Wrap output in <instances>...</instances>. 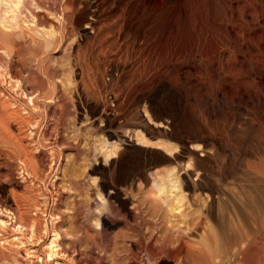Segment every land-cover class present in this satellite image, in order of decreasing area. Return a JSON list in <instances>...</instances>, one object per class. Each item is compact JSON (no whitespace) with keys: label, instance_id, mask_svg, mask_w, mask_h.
I'll list each match as a JSON object with an SVG mask.
<instances>
[{"label":"rangeland","instance_id":"rangeland-1","mask_svg":"<svg viewBox=\"0 0 264 264\" xmlns=\"http://www.w3.org/2000/svg\"><path fill=\"white\" fill-rule=\"evenodd\" d=\"M0 28L49 42L18 74L0 58V264L264 251V0H0ZM189 171L210 190L186 189ZM158 176L179 178L176 213Z\"/></svg>","mask_w":264,"mask_h":264},{"label":"bare ground","instance_id":"bare-ground-1","mask_svg":"<svg viewBox=\"0 0 264 264\" xmlns=\"http://www.w3.org/2000/svg\"><path fill=\"white\" fill-rule=\"evenodd\" d=\"M21 37L22 36L20 34H17L15 32H9V31L5 30V28H0V47L4 49V53L2 55H0V58L5 63L4 64L5 70L10 72V73H14V74H18L17 68L20 66V63L18 61H16V58L22 57L27 51L37 52L38 48L48 47V44H49V42H41L39 40L33 39L32 42H34V45L29 46L28 48H23L22 43H20L18 41V39ZM27 80H28V78L22 79V83H24V85H23L24 87H25ZM29 80H32V78ZM163 88L166 89V86H164ZM29 95H32V93H29ZM114 153H116V149L110 151V154H114ZM177 157H179V156H177ZM149 160L150 161L147 162V164H145V167L148 166L150 169L151 166L153 167V166L159 164L160 157L157 155V157L155 159L151 158ZM157 173H158V171H157ZM126 176H127L126 181L127 182L130 181V183L136 182V180H138L137 177H139L138 174H127ZM141 176H143V175L141 174L140 177ZM193 177H194V173L191 171L187 172V174L184 176V184H185L186 189L200 190L203 192V194H204L205 190H210L207 188V186L205 185L203 180L196 181L195 179H193ZM200 178L204 179L203 176H201ZM166 179L167 180L165 182V179H163V178L161 179V178H159V176H158V178H155L153 180V190L152 191H154V193L158 196L159 199L162 200V202L167 206L168 209L170 208L169 209L170 211H173L176 213L177 211H179L178 209L181 206V202H182V199L184 198V194L180 190L179 178L175 177V180H174L173 178L168 177ZM252 198L253 197L249 196L248 200H249V202L254 203ZM123 209L127 210L125 213V215L127 217H133L134 216L133 213H130L131 211L128 210L127 206L124 205ZM233 213L235 216L240 214V212L237 210L235 211V209L233 210ZM245 214H246V216H242L244 218H241V217L240 218L246 220L247 218H249L251 211H249V209L246 208ZM176 228H177L178 233L181 236L186 235L185 232L187 229H184L181 226H178ZM169 229L171 230V228H169ZM170 246L171 245L168 242L164 241V244L162 245L161 248L163 249V251H166L170 255H181L182 253H184L187 258L192 257V255L194 253L191 250V248L184 243L177 250L172 249ZM155 251L157 252V250H155ZM1 256H3V253L0 254V259L2 260L3 258ZM244 262H245V264H264V251L262 249H259L255 245L250 246L244 252ZM162 264H174V263L170 262V260L167 259V260L163 261Z\"/></svg>","mask_w":264,"mask_h":264}]
</instances>
